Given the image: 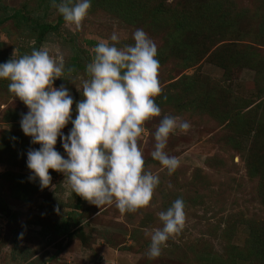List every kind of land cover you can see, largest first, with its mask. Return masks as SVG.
Here are the masks:
<instances>
[{
    "label": "rangeland",
    "instance_id": "obj_1",
    "mask_svg": "<svg viewBox=\"0 0 264 264\" xmlns=\"http://www.w3.org/2000/svg\"><path fill=\"white\" fill-rule=\"evenodd\" d=\"M232 1L238 7L249 8L248 14L252 16L250 21L243 23L249 28L251 39L238 40V50L242 44H252L256 55L260 52L264 55V44L251 41L252 37L260 40L259 26H263L264 21L259 24V11L262 10L258 7L264 0ZM166 2L196 9L204 1ZM12 10L26 16H37L51 24L58 14L50 0H0V18ZM253 10H256L255 15H251ZM15 21L8 18L0 23V52L4 62L30 54L33 48L39 49L45 43L58 47L64 57L65 72L61 78L53 81V87L64 84L68 88L73 98L71 110L83 98L77 88L82 79H88L85 65L90 62L98 40L107 39L115 32L119 39L116 46L122 47L130 44L128 41L133 42L132 33L141 29L105 11L94 0H91L78 31L63 20L57 30L47 33L39 44L34 43V35L27 28ZM229 23H232L231 20ZM222 29L234 32L237 28L234 24L230 28L217 26L215 33ZM142 30L156 48L161 44L160 35L151 36L150 31ZM212 40L210 37L208 41ZM224 42L230 43L231 40L216 42L205 54H196L198 61L187 66L181 59V52L172 54L168 50L163 51L166 57L159 64L158 80L161 91L172 92L175 100L169 103L154 101L160 108V115L144 122L145 131L137 139L144 168L159 177V183L145 207L121 214L115 202L98 209L81 198L78 201L79 209H76V195L65 196L64 176L52 169H48L51 176L48 187L41 189L35 179V186L31 184L26 191L28 197L18 199L10 194L8 181L0 176V264H262L260 257L247 255L251 244L248 245L246 239L251 226L264 225V197L257 181L247 174V152L232 150L224 144L222 125L212 114L217 104L224 103L226 96L246 100V109H253L264 97V56L258 61L252 58L256 62L251 61L246 65H242V61L235 59V56L226 58V64L228 61L234 63H228L230 70L225 75L224 68L216 58L220 54L216 52V47ZM76 61L79 66L68 71L70 64ZM254 65L257 66L252 68ZM175 81V86H169ZM8 83L6 79H0V136L6 131L19 134L14 144L18 153L22 137V151L38 148V144H30V137L24 135L19 127L20 114L25 113L27 108L8 91ZM227 89L229 91L225 93ZM192 90L199 94L197 100L193 101L196 107L189 108L188 104L182 106L192 97ZM210 91L214 96L212 99L206 95ZM207 101H212V104ZM178 102L181 103L178 105ZM8 114L15 117L6 120ZM71 115L74 118L75 112L71 111ZM165 115L179 117L190 124L187 132L176 130L167 139L164 151L179 161L171 174L150 156L154 145L152 133ZM70 127L69 123L61 131L66 135ZM54 148L62 156L65 155L59 136ZM212 156L219 161L211 159ZM7 160L0 161V174L7 170L30 174L28 168L15 165L13 159ZM178 197L184 202L183 228L179 235L167 239L158 257L149 259L146 251L150 235L162 227L157 214L166 210ZM54 208L59 211H54ZM62 221L69 224L70 236L62 238L51 235L52 223ZM232 246H236L239 255L234 253Z\"/></svg>",
    "mask_w": 264,
    "mask_h": 264
},
{
    "label": "clouds",
    "instance_id": "obj_2",
    "mask_svg": "<svg viewBox=\"0 0 264 264\" xmlns=\"http://www.w3.org/2000/svg\"><path fill=\"white\" fill-rule=\"evenodd\" d=\"M51 4L78 31L91 0H51ZM132 40V44L117 47L115 32L98 40L85 65L88 79H82L77 88L83 98L74 110L70 109L73 98L68 88L64 84L53 87V81L65 72L58 47L45 43L30 54L0 63V79L9 81L8 91L27 108L20 114L19 127L30 137V144L39 147L25 152V164L29 180L37 179L41 189L50 185L48 169H52L63 174L66 197L74 193L98 209L115 202L124 214L150 202L159 177L144 168L137 139L145 131L144 122L160 115L154 102L161 92L159 61L156 45L142 29L132 33ZM69 123L65 135L61 129ZM189 127L187 121L165 115L152 133L150 156L169 174L179 165L176 157L164 151L169 134L176 130L185 133ZM58 136L64 156L54 148ZM157 215L162 227L150 235L149 259L158 257L167 239L182 230V198Z\"/></svg>",
    "mask_w": 264,
    "mask_h": 264
},
{
    "label": "trees",
    "instance_id": "obj_3",
    "mask_svg": "<svg viewBox=\"0 0 264 264\" xmlns=\"http://www.w3.org/2000/svg\"><path fill=\"white\" fill-rule=\"evenodd\" d=\"M49 1V0H48ZM51 1V0H50ZM58 1V0H57ZM95 3L101 5L105 11L110 14H115L121 18L125 23L131 26H139L141 29L144 28L150 31L151 36L160 35L158 38L161 40V44L156 48V57L159 61L164 62L165 54L163 51L168 50L169 53L182 54V61L184 65H189L198 61L196 54H205V52L214 45L216 42L230 39V43H222L217 45L216 52L218 54L217 62L224 68L225 75H228L230 67L228 63H234L228 61L226 64L224 60L226 58H233L241 60L242 65L254 62L252 58H257L256 61L263 58V53L256 55L255 49L252 44H242L240 50L237 45L238 40L251 39L249 28L244 26V22L250 21L251 17L249 13L250 9L245 6L238 7L232 0H203L204 2L196 9H187L185 6H180L166 2V0H94ZM176 1V0H174ZM259 10L261 9V16L259 24H263L264 21V3H260ZM208 17L205 18V14ZM256 10H258L256 8ZM256 10L251 11V15L256 14ZM16 19L15 23L27 28L32 35H34V43L39 44L44 40L47 33L57 30V27L63 21L62 16L57 14L56 20L53 24L47 23L37 16H26L19 11L12 10L0 18V23L6 19ZM245 19V20H244ZM231 20L232 23H229ZM234 24L237 28L232 32L231 30L224 31L222 29L218 33H215V27L230 28V25ZM243 24V25H242ZM251 24V23H250ZM242 25V28L240 26ZM201 28L203 30H201ZM260 28V40L252 37L251 41H258L259 44H264V24L259 26ZM163 31V32H160ZM153 33V34H152ZM164 34V35H161ZM162 37V38H161ZM210 37L213 38L212 42L208 41ZM232 37V38H226ZM159 42V41H157ZM132 44L133 42L128 41ZM94 55V53H93ZM92 55V56H93ZM0 52V62H4ZM255 61V62H256ZM241 62H237L240 64ZM79 66V63L73 62L67 69L75 70ZM257 65L252 66L255 67ZM177 81V80H176ZM171 82L169 86H175L177 82ZM174 83V84H173ZM169 86H165L169 88ZM229 90L227 89L225 93ZM209 99L214 98L210 92L206 93ZM230 95V93L228 94ZM199 94L192 90V97L185 102L189 108H195L193 101L197 100ZM212 97V98H211ZM224 103L218 105L215 101L213 114L218 124L222 125L224 136L222 137L225 141L224 144L228 145L232 150L240 151L245 150L246 155V171L248 176L257 181L259 189H261V196L264 197V97L254 105L253 109L247 108L248 102L244 99L237 100L232 97L226 96ZM233 99V101H232ZM169 103L175 100V95L170 91H161L154 101ZM212 104V101H207ZM181 102H178V105ZM207 104V103H206ZM221 106V107H220ZM251 111L253 114H251ZM5 117L6 120H12L15 116ZM19 137V134L6 131L0 136V161H8L7 159H13V163L20 167H26L25 152L22 151L24 148V139L22 137L19 144L21 148L18 153L14 148V144ZM21 138V137H20ZM246 143V145H244ZM214 161H219L217 157H210ZM217 164V163H216ZM215 164V165H216ZM0 176L8 181L11 195L18 199H26L28 186L33 184L35 186L36 180L33 178L29 180L30 174L18 173L11 171H4ZM76 195V194H75ZM81 197L76 195V202L74 207L79 209V203ZM52 233L56 237H69V224L62 221L61 223H52ZM246 243L251 244L250 252L248 256L253 254L260 257L261 263L264 264V225H254L249 228V233L246 239ZM236 246H232V250ZM237 250V251H236ZM239 250L235 248L234 253L239 255ZM218 259L220 258H212ZM216 261V260H213Z\"/></svg>",
    "mask_w": 264,
    "mask_h": 264
},
{
    "label": "water",
    "instance_id": "obj_4",
    "mask_svg": "<svg viewBox=\"0 0 264 264\" xmlns=\"http://www.w3.org/2000/svg\"><path fill=\"white\" fill-rule=\"evenodd\" d=\"M6 214H8V210L6 211Z\"/></svg>",
    "mask_w": 264,
    "mask_h": 264
}]
</instances>
